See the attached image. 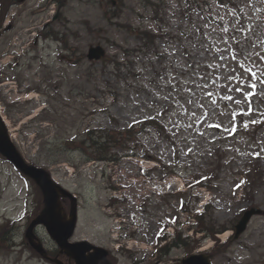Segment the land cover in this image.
<instances>
[{"label":"rangeland","instance_id":"rangeland-1","mask_svg":"<svg viewBox=\"0 0 264 264\" xmlns=\"http://www.w3.org/2000/svg\"><path fill=\"white\" fill-rule=\"evenodd\" d=\"M113 2L70 0L71 50L57 40H22L19 15L0 37V104L22 155L78 196L73 239L108 248L115 264H167L206 251L213 264H264V215L229 238L246 208H264V126L253 125L264 113V0ZM96 44L107 55L91 61ZM104 129L123 131L110 149L119 159L87 161L94 148L79 143ZM255 162L262 168L253 172ZM37 188L0 154V264H54L24 238L43 208ZM181 202L204 213L205 232L219 230L218 241L186 230L196 221L187 210L178 214ZM26 212L20 224L6 220ZM166 216L186 244L164 257L153 243ZM38 236L55 256L43 227Z\"/></svg>","mask_w":264,"mask_h":264},{"label":"water","instance_id":"water-1","mask_svg":"<svg viewBox=\"0 0 264 264\" xmlns=\"http://www.w3.org/2000/svg\"><path fill=\"white\" fill-rule=\"evenodd\" d=\"M105 55V50L102 46L91 47L89 52V57L91 59H99ZM0 151L11 161L15 163L17 167L23 170L25 173L34 177L36 181L42 187L45 197V208L42 213L30 224L27 230V236L32 243V245L39 250L41 253H45L44 248L40 244L34 242V227L39 223L46 224L49 232L58 241L62 248H66L67 253L70 256H74L77 259L78 264H97V259L104 255V249L102 247L94 246L88 241H81L71 243L69 238L72 236L76 220H77V199L61 187L56 184L52 179L50 174L43 168H39L35 165L27 163L20 152L18 151L16 145L11 140L8 128L2 119L0 114ZM60 194L69 196L72 199V219L64 222L62 221V207L60 204ZM262 210L258 208H252L247 210L237 224L236 237L245 230L248 221L254 213H261ZM91 248H95L96 253L91 257L90 261L85 257V251ZM100 251V253H98ZM202 258V264H210L209 256L205 254L194 255L187 258L186 262L189 264H196L195 260Z\"/></svg>","mask_w":264,"mask_h":264},{"label":"flooded vegetation","instance_id":"flooded-vegetation-1","mask_svg":"<svg viewBox=\"0 0 264 264\" xmlns=\"http://www.w3.org/2000/svg\"><path fill=\"white\" fill-rule=\"evenodd\" d=\"M9 2L8 15V30L12 29L14 18L19 15L25 19L24 25L29 34L35 31L39 33V37L50 39L55 36V31L58 30V25L61 27L60 33L63 39L71 35L70 26L73 25V18L70 16L71 6L70 0H6L5 4ZM41 30H36L40 29ZM3 28L0 27V34ZM168 252V251H167ZM167 256L166 254L164 257ZM161 261L158 260V263ZM167 264H183V258L177 260H169Z\"/></svg>","mask_w":264,"mask_h":264},{"label":"trees","instance_id":"trees-1","mask_svg":"<svg viewBox=\"0 0 264 264\" xmlns=\"http://www.w3.org/2000/svg\"><path fill=\"white\" fill-rule=\"evenodd\" d=\"M156 121L155 120H149L146 122L147 124H155ZM264 124V114L262 115L261 118H259L256 121V127L259 128ZM132 129H129L127 132H130ZM121 131V130H120ZM120 131L118 132V135H113L108 129H104V130H100V131H95V130H89L85 136V138L79 143V147L81 149H89V148H94L92 154H89L87 156V158L89 159H97L100 161H111L114 162L116 160H118L119 158H117L114 154L111 153V147L113 145H115L116 148L120 147V143L119 140L122 139L123 136L122 135L123 131H121L122 133H120ZM120 133V134H119ZM73 143H75L76 145V141L75 139L67 141L66 144L68 145H74ZM128 147V145L124 146V148ZM118 155V154H117ZM147 157H152V156H147ZM254 166H257L256 163L254 164ZM257 167H259L261 169V167L258 165ZM258 170V169H256ZM255 171V168L253 169V172ZM253 172L250 174H253ZM168 173L170 174H176L177 170L174 168L172 169V171H169ZM252 178V177H251ZM180 209H186L187 208L183 206L180 207ZM197 218H199L200 220V225L203 227L202 225V219H203V215H196ZM203 231H205V228H202ZM180 236V234H179ZM178 236V237H179ZM7 239H11L9 237V235L7 234ZM180 241L184 242V240H181V238L179 237Z\"/></svg>","mask_w":264,"mask_h":264},{"label":"snow or ice","instance_id":"snow-or-ice-1","mask_svg":"<svg viewBox=\"0 0 264 264\" xmlns=\"http://www.w3.org/2000/svg\"><path fill=\"white\" fill-rule=\"evenodd\" d=\"M214 2H219V0H214ZM206 23V22H205ZM224 31H227L226 29L224 30ZM245 54V51H244V49H243V47L241 46L240 47V49H239V51L237 52V56H239V55H244ZM237 57H233V59H236ZM259 59H262V60H264V55H260L259 56ZM249 71H251V70H249ZM252 76L253 77H255V73L253 72L252 73ZM230 79H231V77H230ZM262 83H264V81H262ZM253 90H255V88H256V85L255 84H250L249 85ZM237 91H242L241 89H239V88H237ZM255 93H254V91L253 92H246V93H244V95L246 96V97H251V96H253ZM209 95H211L210 93H209ZM224 99H228V100H230V99H232V97L231 96H225L224 97ZM237 103H240V101H237ZM249 111H251V107L249 108ZM253 123H256V121H253ZM219 125H217V127H218ZM245 127H247V125H245ZM233 131H235V128H233ZM256 155H259V153H256ZM241 183H243V182H241ZM237 187H239V185H237ZM163 232V229H161V233ZM160 233H158V235H159Z\"/></svg>","mask_w":264,"mask_h":264},{"label":"bare ground","instance_id":"bare-ground-1","mask_svg":"<svg viewBox=\"0 0 264 264\" xmlns=\"http://www.w3.org/2000/svg\"><path fill=\"white\" fill-rule=\"evenodd\" d=\"M230 233H231L230 231H227V232L224 233L223 236H224V237H227Z\"/></svg>","mask_w":264,"mask_h":264}]
</instances>
